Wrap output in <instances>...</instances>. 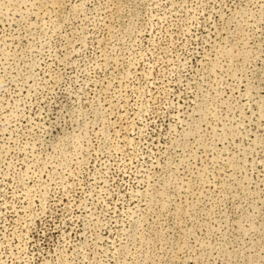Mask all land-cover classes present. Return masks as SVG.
<instances>
[{"label":"rangeland","instance_id":"obj_1","mask_svg":"<svg viewBox=\"0 0 264 264\" xmlns=\"http://www.w3.org/2000/svg\"><path fill=\"white\" fill-rule=\"evenodd\" d=\"M0 264H264V0H0Z\"/></svg>","mask_w":264,"mask_h":264}]
</instances>
